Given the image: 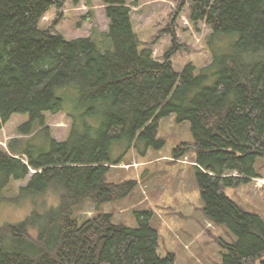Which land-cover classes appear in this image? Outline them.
I'll return each instance as SVG.
<instances>
[{"label":"trees","instance_id":"1","mask_svg":"<svg viewBox=\"0 0 264 264\" xmlns=\"http://www.w3.org/2000/svg\"><path fill=\"white\" fill-rule=\"evenodd\" d=\"M101 2L107 32L68 41L39 26L63 0H0V132L13 115L28 118L16 129L22 138L0 149V206L28 210L0 224V264H174L157 254L148 219L133 228L104 211L137 188L110 181L111 168L130 151L141 155L142 144L161 149L158 122L172 114L194 140L173 158L195 153L204 215L236 239L222 245L221 264H264V221L225 195L258 178L264 157V0H179L173 22L186 6L193 27L209 30L200 72L191 63L174 70L181 46L172 26L161 63L134 33L128 0ZM58 113L70 121L62 142L46 126ZM87 207L93 216L80 220Z\"/></svg>","mask_w":264,"mask_h":264},{"label":"rangeland","instance_id":"2","mask_svg":"<svg viewBox=\"0 0 264 264\" xmlns=\"http://www.w3.org/2000/svg\"><path fill=\"white\" fill-rule=\"evenodd\" d=\"M63 2L61 10L52 8L44 15L40 28L53 26V31L68 41L107 32L101 0ZM127 4L131 10L134 33L142 42V47H150L156 61L162 63L163 55L172 47L171 36L166 33L172 26L181 46L172 57L174 70L181 71L187 63H191L200 72L210 62L205 44L208 28L203 23L193 27L186 6L173 22L179 0H139L138 7L130 6L131 1L128 0ZM45 117L52 138L57 142L64 141L70 126L67 117L63 113L47 114ZM27 121L26 115L12 116L0 132V149L6 150L10 139L22 138L16 129ZM157 138L164 142L161 149L146 148L142 144L141 155L130 151L123 159V163L132 166L130 169H115L124 168L121 165L111 168L110 181L119 183L124 179H133L137 181V188L127 199L107 205L104 211L113 213L115 223L133 228L138 218L148 219L158 235L157 254L162 258L173 255L174 264H221L226 252L222 245H232L236 239L227 227L214 226L204 215L195 180V153L189 151L180 158H173L174 149L180 144H194L188 123L177 124L173 114L162 118L158 122ZM117 155L112 152L114 158ZM254 169L258 178L235 188L226 187L225 195L242 211L264 221V157L257 160ZM119 170L124 172L116 173ZM29 179L30 176L13 183L12 194L20 186H25ZM45 199L49 203L51 194ZM27 213V209L15 205L0 206V224L20 221ZM92 216L93 208L87 207L79 218L85 220Z\"/></svg>","mask_w":264,"mask_h":264},{"label":"bare ground","instance_id":"3","mask_svg":"<svg viewBox=\"0 0 264 264\" xmlns=\"http://www.w3.org/2000/svg\"><path fill=\"white\" fill-rule=\"evenodd\" d=\"M178 162V161H177ZM179 163V162H178ZM119 165L123 166L124 168H128L129 166L126 165L125 163L121 162ZM118 166V165H117Z\"/></svg>","mask_w":264,"mask_h":264},{"label":"water","instance_id":"4","mask_svg":"<svg viewBox=\"0 0 264 264\" xmlns=\"http://www.w3.org/2000/svg\"><path fill=\"white\" fill-rule=\"evenodd\" d=\"M31 173H34V171L31 170Z\"/></svg>","mask_w":264,"mask_h":264}]
</instances>
